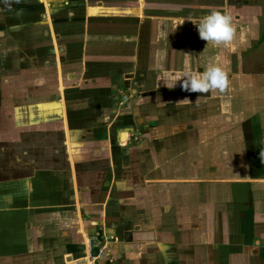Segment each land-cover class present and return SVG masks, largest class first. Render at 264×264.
<instances>
[{
  "label": "crops",
  "instance_id": "1",
  "mask_svg": "<svg viewBox=\"0 0 264 264\" xmlns=\"http://www.w3.org/2000/svg\"><path fill=\"white\" fill-rule=\"evenodd\" d=\"M262 2L253 0L242 6L235 3L236 13L249 18H234V41L217 45L201 40L191 21L198 22L214 10L234 17L235 11H230L228 0H206L204 8L210 12H199L196 4L180 5L175 0H0V94L3 93L1 89L13 92V97L6 103L12 104L15 128L25 130L51 122L53 116H59L61 109L62 114L63 111L67 114L61 121H64L65 129L70 128L72 132L65 143L68 144L70 169L76 172L75 184L82 191L87 202L83 206H87L90 213L100 212L96 207L103 206V213L115 221L116 229L120 226L135 228L136 221L143 223L152 217L174 221L166 226H159L155 221L146 224H153L161 232L164 241L161 242V254L142 246L143 252L146 249V257L140 259L134 250L116 246L110 250L109 258H101L95 264H156L160 260H175V252L181 250V245L190 244L186 238H183L185 242H180L181 234L202 233L191 228L192 219L199 216L204 223L211 214L205 209L196 213L178 207V203H174L176 199L171 198V191L169 196L168 187L207 181L225 184L230 181L245 186V181L250 180V173L227 179L166 175V167L183 157L180 154L195 152L196 145L188 146L170 159L158 162V158L165 150V139L171 144L177 142L175 133L165 136L166 122L179 124L189 134L210 136L204 145L219 143L222 138L229 142L231 135L237 133L238 148L243 149L247 144L246 122L252 125L257 120L261 123L258 112L264 103V77L260 73L255 78L246 77L249 71L243 55L247 44L243 42L251 38L250 30L253 29L252 35H255L260 26ZM251 8L260 11L253 18L248 13ZM240 39L242 42L238 44ZM254 55L258 57V51ZM213 66L228 74L229 84L223 92L211 90L199 94L182 89L183 78L189 75L199 78ZM28 74L30 78L26 83L24 79ZM51 75L55 77L54 83ZM58 90L64 98L58 99L56 106L54 99ZM172 107H177V111ZM2 115L0 121H3ZM83 129L92 132L95 140L72 142L78 130L83 134ZM118 133L123 141L122 146L118 144L120 147L114 140ZM130 136L141 139L133 141ZM259 136L253 137L257 146L254 148L258 149L254 152L255 166L249 168L251 175L260 181L256 183L258 188L264 182L259 167L264 136L262 139ZM203 152L198 154L203 155ZM219 153L214 160L211 156L205 160H218ZM103 161H106L108 171L104 177L95 170L104 165ZM210 165L211 169L212 163ZM118 177L125 184L117 183ZM101 178H104L102 183L97 181ZM23 182L32 187L37 185L31 177ZM262 191L255 202L264 207ZM242 199L244 204L238 199L233 202L236 201L245 213V205L251 200ZM241 211L237 213V219L242 215L240 218L244 219L242 225L245 227L248 223ZM226 212L222 216L232 217L230 214L227 217ZM124 216L129 221L119 220ZM227 225V220L221 221L222 235L227 232ZM254 227L264 228V223ZM237 249L229 252L224 248L220 264H239L244 258ZM194 260H200L195 253L190 261Z\"/></svg>",
  "mask_w": 264,
  "mask_h": 264
},
{
  "label": "rangeland",
  "instance_id": "2",
  "mask_svg": "<svg viewBox=\"0 0 264 264\" xmlns=\"http://www.w3.org/2000/svg\"><path fill=\"white\" fill-rule=\"evenodd\" d=\"M228 1L230 11L232 9L235 11L234 17L230 15L233 18L232 20L234 18L239 20L249 18L246 15V18H244L236 13L237 4L235 3H240L241 5H239L242 6V3L247 5L253 0H250L251 2L249 0H244V2H241L242 0ZM186 2L192 5L196 4L199 12L201 10L211 11L204 8L207 5L205 4L206 0H186ZM262 3L260 26H257L258 29L255 35H252L253 29L250 30L251 38H246V41L243 42L244 45L247 44V50L243 55L246 59V70L249 71V73H246V77L252 76L255 78L258 73L264 77V40L260 41L259 39L264 30V1ZM256 12L260 11L251 8L248 13L253 18ZM252 38L256 40H250ZM238 42L240 44L242 40L240 39ZM256 51H258V57L254 55ZM26 78L24 80L28 83L30 75L28 74ZM54 78V75H51L53 83ZM254 81L256 82L255 79ZM1 92L3 93L0 94V101H2L0 115L3 114V121H0V264H91L92 257L90 253L92 251H95V256L98 255L97 263L101 258H109L110 250L116 246L129 248L132 252L134 250L136 254L140 255L138 256L140 259L146 257V249L143 252L142 246L143 248L150 247L152 253L161 254V242H164L160 235L161 232L153 224L148 226L146 224L149 221H155L159 226H166V224H174V221H170L166 217H159L158 221L157 217H152V219L143 221V223L136 221L135 228L128 229L127 226L126 228L120 226L116 229L113 226L115 221L111 217H107L108 214L106 216V213H103V206L96 207L100 212L90 213L87 206H83L87 202L83 198L84 195H81L82 191L75 184L74 176L76 172L70 169L71 163L67 154L68 144L65 143L72 132H70V128L67 131L64 121H61L62 116L65 117L67 114L64 111L62 114L60 109L59 116H53L54 120H51V122L20 130L15 128L12 120V104L7 105L6 103L8 98L13 97V92H4L2 89ZM57 92L54 99L56 100V106H58V99L63 100L64 98L61 91L58 90ZM263 105H261V111L258 112L261 123H258L257 120L252 122V125L250 122H246L245 138L247 144L243 146V149L238 148L236 144L238 133L237 135L234 134L235 136L231 135V141L229 140V142L226 138H222L219 143L204 145L203 142L209 139L210 136L205 137L201 133L189 134L183 131L179 124L174 125L173 122H166L165 136L169 137L170 133H175L177 142L171 144L166 139L163 141V145H165L163 149L165 150L159 156L158 162L170 159L188 146H197L195 152L180 154L183 157L173 160L171 165H165L167 166L165 169L166 175L195 179H227L245 177L250 173L248 176L250 180L245 181V186L230 181H225L230 185L223 182L210 183L207 181L204 183H178L175 186L168 187V194L170 196L171 191V198L172 200L176 199L174 203H178L176 204L178 207L192 209L196 213L200 212V209H205L207 213L211 214V217L206 218L207 220L204 223L199 219V216L192 219L191 228L202 233L181 234L180 242H185L183 238H186V241L190 244L181 245V250L175 252L177 255L175 260L170 259L174 263L168 261V259H165L166 262L163 260L164 263L161 262L162 260L157 263L220 264L222 253L225 250L231 252V249L239 248L237 251H241L239 253L240 257L244 258L240 263L264 264V228L255 229L254 227L264 223V207L255 202L258 196L263 194L264 182H261V186L258 188L256 183L260 181H257L258 177L252 176L251 169L249 170V168L255 166L254 152L258 149L255 150L254 148L256 143L253 137L254 135L257 137L260 135L259 138L262 139L264 136ZM172 110L177 111V107H172ZM83 131L82 134L78 130L79 134L76 133L75 138L71 141L81 139L88 142L89 140H95L92 132L86 129H83ZM114 138L117 145L122 146L121 135L119 133L115 134ZM130 139L138 142L141 137L134 139L133 136H130ZM119 145L117 147H120ZM202 151H204L203 155H199L198 153ZM217 153H219L218 157L220 159L213 162L209 159L205 160V157L210 156L214 160ZM103 162L104 165L101 164L100 168L95 169L102 174V177H104L103 174L108 172L105 167L106 161ZM193 163L198 164L194 165ZM211 163L212 168L210 169L208 166H211ZM259 167L264 174V163L261 162ZM259 167L257 166V169ZM164 172L163 174H165ZM29 177L34 179L36 186L34 184L33 187L32 185L30 187L23 182ZM103 179L97 181L102 183ZM119 182L124 183L118 177L117 183ZM129 185L128 183L127 186ZM98 186L101 187V185ZM243 197L251 200L245 205L247 207L245 213L241 211V207L236 205V201L233 202V199H238L239 203L244 204ZM202 203H206V205L204 206ZM261 204L263 205L262 202ZM239 211L248 223H245V227L242 225L244 219L240 218L242 215L237 219ZM258 211H261V213ZM223 212H226L227 217L229 214L232 217H228V219L222 216ZM251 214H255V216L249 218ZM119 220L121 222L129 221L126 216L119 217ZM224 220H227L229 226L227 225V232L222 235L219 227L221 221ZM100 223L104 224L101 225ZM17 238L18 240H16ZM194 245H196V248ZM82 250L84 251L83 255ZM209 250L210 253H208ZM171 253L174 252L171 251ZM193 253L200 258L196 262L194 260L195 263L190 261ZM66 254L71 256L67 258L65 257ZM208 258L212 259L214 263L210 262Z\"/></svg>",
  "mask_w": 264,
  "mask_h": 264
},
{
  "label": "clouds",
  "instance_id": "3",
  "mask_svg": "<svg viewBox=\"0 0 264 264\" xmlns=\"http://www.w3.org/2000/svg\"><path fill=\"white\" fill-rule=\"evenodd\" d=\"M191 22L197 27L199 38L203 41L220 45L229 44L235 39L236 26L232 17L226 12L214 10L198 22ZM228 84V74L220 67L213 66L199 78L191 75L186 76L183 78L181 87L184 91L206 94L211 90L223 92ZM259 158L264 163V150L260 151Z\"/></svg>",
  "mask_w": 264,
  "mask_h": 264
},
{
  "label": "built area",
  "instance_id": "4",
  "mask_svg": "<svg viewBox=\"0 0 264 264\" xmlns=\"http://www.w3.org/2000/svg\"><path fill=\"white\" fill-rule=\"evenodd\" d=\"M95 251H92V253H90V256L92 257V261H91V264H95V262H96V260H97V258H98V255H94L95 253H94Z\"/></svg>",
  "mask_w": 264,
  "mask_h": 264
},
{
  "label": "flooded vegetation",
  "instance_id": "5",
  "mask_svg": "<svg viewBox=\"0 0 264 264\" xmlns=\"http://www.w3.org/2000/svg\"><path fill=\"white\" fill-rule=\"evenodd\" d=\"M175 3H178L180 5L188 4V2H186V0H175Z\"/></svg>",
  "mask_w": 264,
  "mask_h": 264
},
{
  "label": "trees",
  "instance_id": "6",
  "mask_svg": "<svg viewBox=\"0 0 264 264\" xmlns=\"http://www.w3.org/2000/svg\"><path fill=\"white\" fill-rule=\"evenodd\" d=\"M263 40H264V30H263L261 38H260V41H263Z\"/></svg>",
  "mask_w": 264,
  "mask_h": 264
}]
</instances>
